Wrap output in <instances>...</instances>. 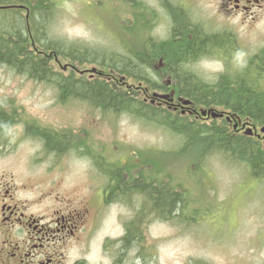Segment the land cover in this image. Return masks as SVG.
I'll return each mask as SVG.
<instances>
[{
    "label": "rangeland",
    "instance_id": "rangeland-1",
    "mask_svg": "<svg viewBox=\"0 0 264 264\" xmlns=\"http://www.w3.org/2000/svg\"><path fill=\"white\" fill-rule=\"evenodd\" d=\"M50 2L55 5L50 19L54 35L104 52H123L130 46L136 49L143 41L150 47L148 38L166 42L175 20L180 26L190 20L198 24L192 32L195 36H201V31L207 39L215 33L228 37L231 43L226 46L211 47L206 40L196 56H185L189 59L183 69L206 83H214L223 74H239L247 67L251 75L256 71L253 65L264 58V8L253 16L230 19L226 26V20L207 16L201 0L192 2L188 15L176 9L187 5L185 0ZM61 65L56 70L68 74ZM94 67L96 64H83L72 75L91 81L97 76ZM81 69L83 75L79 74ZM118 84L123 89L136 86L137 97H144L142 83L123 79ZM58 94L54 83L31 79L0 63V107L19 113L0 144V172L12 174L18 185L35 175L43 180L36 183L53 196L84 198L95 209V194L106 179L98 173L102 169L96 162L113 169L120 163L118 158L126 156L129 167L124 176L130 179L136 174L135 151L143 162L140 176L151 177L154 186L179 192L183 201L179 204L182 209L164 217L138 189L125 192V201L107 203L88 240L91 264H264V182L248 178L238 160L218 151L202 158L204 141L188 148L183 135L158 125L157 120L147 122L126 112L98 111L90 102ZM26 122L46 128V136L54 140L63 138L59 147L65 151H46L51 147L45 149L37 128H26ZM260 126L257 123L258 137L252 138L264 143ZM42 154L41 161L56 157L54 163L59 167L42 175V168L47 167L33 162ZM89 155L96 156L93 167ZM105 158L111 159L104 162ZM96 170L98 175L93 179ZM128 233L136 239L123 241Z\"/></svg>",
    "mask_w": 264,
    "mask_h": 264
},
{
    "label": "trees",
    "instance_id": "trees-1",
    "mask_svg": "<svg viewBox=\"0 0 264 264\" xmlns=\"http://www.w3.org/2000/svg\"><path fill=\"white\" fill-rule=\"evenodd\" d=\"M54 8L55 5L50 0H0L1 64L31 79L54 83L61 98L90 102L98 111L126 112L147 122L157 120L158 125L183 135L188 148L191 143L204 141L206 146L202 158L218 151L238 160L247 170L248 178L264 182V143L249 136L235 134V131L228 128L227 120H221L220 123L212 119L210 123H202L195 117L189 119L188 115H182L178 110L161 105L155 107L148 101L139 99L136 86L134 89L131 85L128 86L130 88L123 89L118 84L119 80L131 79L142 83L143 87L140 88L144 91L146 88L151 90L160 87L161 82L157 80L153 64L157 59H162L167 69L191 92L184 98L191 101L193 108L230 110L264 126V58L260 57L256 66L253 65L257 72L254 70L251 75L248 74L250 71L247 67L245 71H239V74L231 77L223 74L214 83H206L196 80L183 69L187 67L186 61L189 59L181 55V47L185 46L183 43L178 46L168 40L154 42L152 38H148L150 47L143 41L139 48L133 49L130 46L123 52L99 51L78 41H68L54 35L50 31ZM174 24L176 28L180 22L175 20ZM181 30L182 40L189 45V49L194 50L196 37L190 35L188 38V32L182 25ZM61 62V69L66 68L68 72L66 75L56 70ZM86 63L96 64L93 71L97 76L91 81L72 75L76 67ZM78 71L83 75V70ZM11 121H14L13 117L0 109V133L4 132V127ZM46 144L51 148L60 145L52 136H47ZM101 165L98 167L103 172H117L124 184L121 185V192L128 193L134 189L144 192L149 198V205L162 217L172 210L182 209L179 204L183 201L179 192L154 186L149 176L125 181L120 177L121 168L105 169ZM128 235L122 238L123 241L136 239L135 235Z\"/></svg>",
    "mask_w": 264,
    "mask_h": 264
},
{
    "label": "flooded vegetation",
    "instance_id": "flooded-vegetation-1",
    "mask_svg": "<svg viewBox=\"0 0 264 264\" xmlns=\"http://www.w3.org/2000/svg\"><path fill=\"white\" fill-rule=\"evenodd\" d=\"M185 1L187 5L184 4L183 7H176V9H178L180 13L188 15L189 6L192 2L198 0ZM201 1H203L202 3L204 4L201 9L207 12L204 11L207 16L213 17V15H216L226 20H223L226 26H228L230 19L237 16H253L264 8V0ZM196 26L199 25L193 24L192 20L189 22L187 21L184 25L185 31L188 32V38H190V35L196 37L195 49L191 50L189 49V45L182 40L181 26L177 25L176 28L179 29H176L174 22L172 23L171 21V32L167 40L178 46L181 43L185 44V46L181 47L182 56L190 58L196 56L203 50L201 47L204 45L206 46V40L207 45L210 43L211 47H221L231 43L229 38L224 35L222 36V34L218 36L216 33L214 35L211 34L207 39L200 31L201 36H195L192 32ZM174 29H176L175 33L173 32ZM153 68L157 71V80L161 82V85L156 89L149 90L146 88V95L153 96L157 94L165 96L168 101L159 99L157 102L166 106L169 105L168 107H171L173 110H179L181 114H185L186 112L183 110L184 106L180 98L190 95L191 92L186 90L183 87V83H180V80L178 81L175 75L167 69L166 63L163 62L162 59H159V63L155 64ZM0 109L4 110L12 117H14L15 114H19L17 111L13 110L14 108L5 109L4 106H2ZM221 111L226 114L227 117L224 119L227 121H230V116L234 115L236 120L234 127L236 130L240 131L243 127H255V122L249 119L246 120V118L240 117L237 113L229 112L228 110ZM187 113L195 114L196 111L191 109V112ZM14 122L15 121H11L4 127V132L0 133V144L5 139L4 133L8 131L11 127L10 124ZM25 125L26 128H37L38 131H35L39 133L44 141V147L47 149V129L33 122H26ZM252 130L254 131V129ZM254 134H256V132ZM56 140L60 144L58 146H62L64 139L58 138ZM68 141L69 140H67V143ZM73 145H75V141ZM57 148L56 146L46 151H55L57 154H62L65 151L62 148ZM43 157L44 155L42 154L38 158H33L35 164L37 163L40 166L44 165L47 167L46 169L42 168V175L45 174V172L53 171L59 167V165L54 163V160L57 159L56 157L51 158L52 160L50 161L49 159H47V161H41ZM89 160L90 166L93 167L92 161H97L96 156H89ZM126 160L124 158L119 160L121 163V167H119L121 168L120 177L125 181H129L128 177L124 176L127 171L124 169L127 163ZM105 162L107 161L105 160ZM96 165L98 166L97 162ZM115 165L117 166V163ZM100 171H102V173H98L106 177V179L99 193H96L95 190V197L97 196V203L94 205L95 209H92L84 198L77 196L69 197V195L64 194L53 196L51 192L43 190L41 184L36 183V181L43 180L37 179L35 175H33L32 179H28L18 185L13 182L12 174L5 175V172H0V264H91V261L88 259V254L90 253L88 240L97 224L99 212L102 208H105L107 203L125 201L126 192L120 191L121 185L124 186V184L121 183L117 172L114 173L111 170L105 172H103V170ZM95 172L93 179L98 175L97 170ZM140 174L141 172L138 171L133 179H140L142 177ZM21 192L28 193V195L22 196L20 194ZM122 236L123 235H121V238ZM121 238L119 239L120 241ZM70 251L74 254L72 253L73 256L69 257L67 254Z\"/></svg>",
    "mask_w": 264,
    "mask_h": 264
},
{
    "label": "water",
    "instance_id": "water-1",
    "mask_svg": "<svg viewBox=\"0 0 264 264\" xmlns=\"http://www.w3.org/2000/svg\"><path fill=\"white\" fill-rule=\"evenodd\" d=\"M216 115V114H213V116Z\"/></svg>",
    "mask_w": 264,
    "mask_h": 264
}]
</instances>
